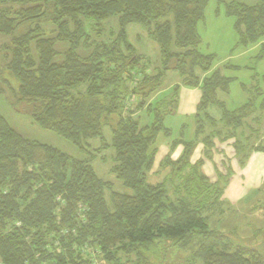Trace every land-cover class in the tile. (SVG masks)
<instances>
[{"label":"trees","instance_id":"obj_1","mask_svg":"<svg viewBox=\"0 0 264 264\" xmlns=\"http://www.w3.org/2000/svg\"><path fill=\"white\" fill-rule=\"evenodd\" d=\"M206 3L0 0V94L85 156L23 138L0 115V264H264L260 250L209 228L232 175L214 163L216 144L230 146L240 170L253 153L264 155V93L242 86L248 101L234 110L219 99L231 79L209 73L215 56L199 51ZM224 9L234 19L235 48L260 44L263 60L264 0ZM130 24L157 44L158 67L128 42ZM169 71L179 83L165 90ZM182 88L199 90L200 99L175 137L164 123L177 115ZM160 138L170 140L168 152L152 173ZM106 157L124 191L94 172L92 163ZM256 211L264 215V207Z\"/></svg>","mask_w":264,"mask_h":264},{"label":"rangeland","instance_id":"obj_2","mask_svg":"<svg viewBox=\"0 0 264 264\" xmlns=\"http://www.w3.org/2000/svg\"><path fill=\"white\" fill-rule=\"evenodd\" d=\"M259 2L260 0H207L204 18L197 25L198 35L201 38L199 51L203 54L215 56V61L209 73L219 70L224 77L231 79L229 94H219V99L225 103L228 110L239 108L248 101L247 94L241 89L242 86L249 87L257 84L264 93V82L262 81V77L264 76V59L261 61L256 59L260 51V44L248 48H235L237 37L233 29L234 19L225 15L224 6L229 3L255 6ZM113 22L110 23L111 26L115 24ZM126 32L127 40L136 52L148 61L151 68L158 67L160 58L157 44L148 39L144 30L139 25H128ZM226 66L237 67L238 69H228L225 68ZM178 83L179 78L177 74L169 71L165 76L164 89L167 90L172 85ZM208 112L214 118L220 116V112L217 109L210 108ZM0 115L23 138L51 146L75 158L81 159L85 157L70 142L34 124L26 111L20 109L7 93L0 94ZM140 121L144 123L143 125L150 123V119L145 118L144 114L140 115ZM183 122V118L176 115L175 117H168L164 125L170 128L174 132L173 135L177 137L178 129ZM169 142L170 140L164 142L161 138L158 140V154L152 173L155 172L157 164L164 157V154L160 152L161 147L165 143L169 144ZM93 144H95L93 147H97V141H93ZM216 146L217 150L223 148L225 152H229L227 146L219 144H216ZM107 154H110V152H106L104 155ZM216 154L218 155V152ZM161 156L162 158L158 161ZM221 157L216 158L214 162L219 171L224 174L227 166H231L235 172L239 171L236 161L230 155L222 157L224 158L222 164ZM251 162L252 159L247 162V167L244 173H242V177L237 176L229 180V186L221 198L223 201V205L221 206L223 215L220 216L216 212L209 223V228L237 235L241 243L264 253V215H261L260 211H256V209L264 207V168H258L257 174H255L256 167L255 164L253 165L254 162ZM207 165L211 166L208 162L206 163ZM91 166L100 179L112 182L115 190L124 191L120 183L115 179V176L109 172V158L106 157L105 161L98 159ZM202 170L205 171L206 167ZM211 171L212 169H208L207 173H209L210 180L215 182L217 177ZM165 174L166 172H163L160 176L150 175V183L160 182ZM238 186L241 187L238 189ZM236 189L241 192V198H238ZM257 230L262 231L261 236L257 237L255 235ZM194 248L195 246L191 245L185 249H181L178 252V256L185 258L191 254Z\"/></svg>","mask_w":264,"mask_h":264},{"label":"crops","instance_id":"obj_3","mask_svg":"<svg viewBox=\"0 0 264 264\" xmlns=\"http://www.w3.org/2000/svg\"><path fill=\"white\" fill-rule=\"evenodd\" d=\"M199 99H200V92H199V90H197V89H193V90H190V89H185V88H182L181 90H180V95H179V105H178V109H177V116H181L182 118H183V120H184V118L186 117V116H191L193 113H194V110H195V106L197 105V103H198V101H199ZM164 142H166V140H164ZM228 144H225V145H223V146H227ZM228 147V150H229V152L227 153V152H225L224 150H223V148H220L217 152H219V151H223V152H225L226 154L225 155H230L231 157L233 156V153H232V150H231V148H230V146L228 145L227 146ZM201 151H202V146H198L197 147V149H196V151H195V153H194V155H193V157H192V162H194L200 155H201ZM161 153H163L164 154V156L167 154V152H168V144L167 143H165L164 144V146H162L161 147V151H160ZM158 154V153H157ZM180 154H181V148H178V149H176L173 153H172V158H174V159H176V158H178L179 156H180ZM221 154V155H220ZM223 153H218V155L217 154H215L214 155V158H213V160H214V162H215V159L216 158H218V157H223ZM224 155V156H225ZM220 158V160H221V164H222V160H224V158ZM162 158V156L159 158V160L158 161H160V159ZM156 159H157V157H156ZM252 159V162L251 163H253V165L255 164V174H257V169L258 168H261V167H263L264 168V155L263 154H260V153H253L251 156H250V158H249V160L248 161H250ZM220 162V161H219ZM206 163L207 162H205V164H204V166H203V169L206 167V170L205 171H203L204 173H206L207 175H208V177H210L209 176V173H207L208 172V169H212V171L211 172H214L213 171V168H212V165H211V163H210V165L211 166H206ZM209 163V162H208ZM228 167V166H227ZM231 167V166H230ZM247 167V164H246V166L244 167V169H242V170H240L239 168V171L238 172H235L234 170H232V175H231V177H230V179L231 178H233V177H242V173H244V171H245V168ZM232 169V168H231ZM247 171V170H246ZM221 172V171H220ZM259 175V174H258ZM241 180H243L242 178H241ZM230 182V181H229ZM228 186H229V184H228ZM227 186V187H228ZM227 187H226V189H227ZM239 187H241V186H238V189H239ZM226 189H225V191H226ZM238 189H236V194H237V196H238V198L240 197V195H241V192L238 190ZM225 191H224V194H225ZM243 193V192H242ZM223 194V195H224ZM242 197V196H241ZM240 197V198H241ZM217 212H218V214L220 215V216H222L223 214H222V209H220V210H217ZM216 213V212H215ZM215 213H214V216H215ZM213 218V217H212Z\"/></svg>","mask_w":264,"mask_h":264}]
</instances>
